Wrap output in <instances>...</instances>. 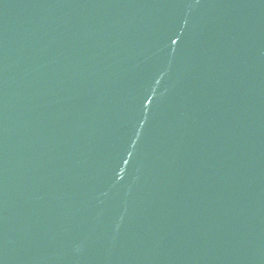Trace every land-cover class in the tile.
Wrapping results in <instances>:
<instances>
[{"label": "water", "instance_id": "water-1", "mask_svg": "<svg viewBox=\"0 0 264 264\" xmlns=\"http://www.w3.org/2000/svg\"><path fill=\"white\" fill-rule=\"evenodd\" d=\"M0 264H264V0H0Z\"/></svg>", "mask_w": 264, "mask_h": 264}]
</instances>
